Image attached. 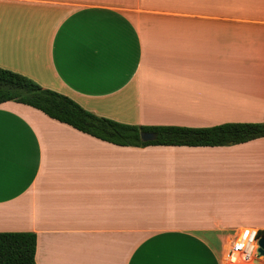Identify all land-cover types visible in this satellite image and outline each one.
I'll use <instances>...</instances> for the list:
<instances>
[{
  "label": "crops",
  "instance_id": "crops-1",
  "mask_svg": "<svg viewBox=\"0 0 264 264\" xmlns=\"http://www.w3.org/2000/svg\"><path fill=\"white\" fill-rule=\"evenodd\" d=\"M0 67L134 125L264 121V0H0ZM264 230V136L116 145L0 103V232L35 264H226Z\"/></svg>",
  "mask_w": 264,
  "mask_h": 264
},
{
  "label": "trees",
  "instance_id": "trees-1",
  "mask_svg": "<svg viewBox=\"0 0 264 264\" xmlns=\"http://www.w3.org/2000/svg\"><path fill=\"white\" fill-rule=\"evenodd\" d=\"M4 101L29 105L77 130L122 146H227L264 136V121L225 122L204 127L122 123L95 115L67 95L0 67V103ZM142 131L155 133V139L142 141ZM258 235L264 236V230H258ZM35 245L33 232H0V264H35Z\"/></svg>",
  "mask_w": 264,
  "mask_h": 264
},
{
  "label": "built area",
  "instance_id": "built-area-1",
  "mask_svg": "<svg viewBox=\"0 0 264 264\" xmlns=\"http://www.w3.org/2000/svg\"><path fill=\"white\" fill-rule=\"evenodd\" d=\"M258 230L245 227L229 242L225 252L226 264H264V255L259 252Z\"/></svg>",
  "mask_w": 264,
  "mask_h": 264
},
{
  "label": "water",
  "instance_id": "water-1",
  "mask_svg": "<svg viewBox=\"0 0 264 264\" xmlns=\"http://www.w3.org/2000/svg\"><path fill=\"white\" fill-rule=\"evenodd\" d=\"M156 137L155 133L151 131H142L140 132V139L142 141H151ZM259 252L264 255V236H261L258 240Z\"/></svg>",
  "mask_w": 264,
  "mask_h": 264
}]
</instances>
